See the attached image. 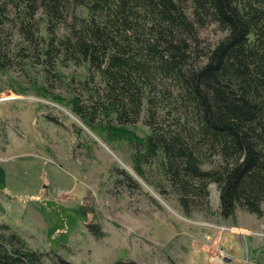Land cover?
Masks as SVG:
<instances>
[{
  "label": "trees",
  "instance_id": "obj_1",
  "mask_svg": "<svg viewBox=\"0 0 264 264\" xmlns=\"http://www.w3.org/2000/svg\"><path fill=\"white\" fill-rule=\"evenodd\" d=\"M32 56L52 77L56 60L86 67L72 112L126 131L136 174L185 216L209 214L211 183L223 217L264 215V0H0V71ZM0 264L71 263L0 220Z\"/></svg>",
  "mask_w": 264,
  "mask_h": 264
},
{
  "label": "rangeland",
  "instance_id": "obj_2",
  "mask_svg": "<svg viewBox=\"0 0 264 264\" xmlns=\"http://www.w3.org/2000/svg\"><path fill=\"white\" fill-rule=\"evenodd\" d=\"M9 29L7 49L17 59L22 39ZM32 58L0 71V192L32 208H10L0 220L31 247L55 249L71 264H264V215L236 208L223 217L211 183L209 214L185 216L170 193L136 174L126 131L89 127L72 112L86 67L56 60L52 77ZM133 128L148 132L141 121ZM117 168L139 187H127Z\"/></svg>",
  "mask_w": 264,
  "mask_h": 264
},
{
  "label": "crops",
  "instance_id": "obj_3",
  "mask_svg": "<svg viewBox=\"0 0 264 264\" xmlns=\"http://www.w3.org/2000/svg\"><path fill=\"white\" fill-rule=\"evenodd\" d=\"M5 190L6 189L4 188L3 189L4 192H0V201H1V205H0V213L1 214H0V217H2L1 216L2 214H10V208H16L17 209V213L16 214H30L31 213L30 210H31L32 207L30 205H28V207H27L24 204V202L21 203L18 200H14L13 201L12 200L13 199L12 196L9 195L10 192L9 191H5ZM7 203H9L8 206H7ZM35 211H37L36 208H35L34 211H32L33 214H36ZM6 222H8V221L6 220ZM226 258L229 259L230 256L226 255ZM229 260L231 262V259H229Z\"/></svg>",
  "mask_w": 264,
  "mask_h": 264
},
{
  "label": "clouds",
  "instance_id": "obj_4",
  "mask_svg": "<svg viewBox=\"0 0 264 264\" xmlns=\"http://www.w3.org/2000/svg\"><path fill=\"white\" fill-rule=\"evenodd\" d=\"M223 257H225L226 258V256L223 254ZM227 259V258H226Z\"/></svg>",
  "mask_w": 264,
  "mask_h": 264
},
{
  "label": "water",
  "instance_id": "obj_5",
  "mask_svg": "<svg viewBox=\"0 0 264 264\" xmlns=\"http://www.w3.org/2000/svg\"><path fill=\"white\" fill-rule=\"evenodd\" d=\"M228 259V258H227Z\"/></svg>",
  "mask_w": 264,
  "mask_h": 264
}]
</instances>
